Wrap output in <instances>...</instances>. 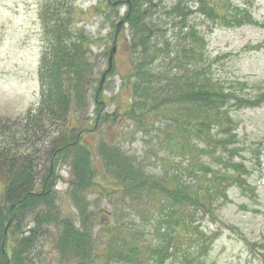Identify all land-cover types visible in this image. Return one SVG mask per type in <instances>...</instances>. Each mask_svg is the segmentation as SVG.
<instances>
[{"label":"trees","instance_id":"1","mask_svg":"<svg viewBox=\"0 0 264 264\" xmlns=\"http://www.w3.org/2000/svg\"><path fill=\"white\" fill-rule=\"evenodd\" d=\"M73 2L41 4L44 47L38 69L39 103L18 118L0 120V264H32L27 256L51 225L61 227L56 249L58 259L67 264H206L215 236L201 227L197 216L212 219L219 200L228 199L229 185H240L253 195L255 187L241 162L219 160L225 166L222 172L203 164L200 157L214 155L216 148L231 158L239 155L230 110L263 106L264 91L244 97L240 93L245 82L225 88L214 79L205 64V37L192 19L196 15L206 25L228 28L256 25L252 7L228 0L191 4L172 0L168 6L163 0L127 1L122 19L132 51L131 81L126 84L128 119L141 127L154 146L186 159L183 165L165 166L166 171L155 176L134 154L127 156L109 142L93 152L80 140L85 132H73L79 126L75 108L79 111L88 101L93 68L89 55L95 43L78 29L80 16ZM152 29L160 39H152ZM95 90L93 124L99 125L104 102ZM159 118L163 129L150 136ZM192 137L202 146L191 143ZM252 146L251 159L259 166L264 143ZM68 162L67 194L76 213L62 218L53 210L56 185L62 180L56 170ZM98 164L113 186L107 195L137 201L141 224L149 223L152 232L138 228L137 233L120 222L110 229L103 227L100 231L105 234L93 237L96 218L88 212L85 198L95 183ZM145 233L156 234L162 242L147 243ZM253 248L262 249L258 244Z\"/></svg>","mask_w":264,"mask_h":264},{"label":"rangeland","instance_id":"2","mask_svg":"<svg viewBox=\"0 0 264 264\" xmlns=\"http://www.w3.org/2000/svg\"><path fill=\"white\" fill-rule=\"evenodd\" d=\"M44 1L0 0V120L18 118L39 103L41 87L38 69L44 47L40 7ZM73 1L80 16L78 29L95 42L90 47L89 55L93 68L91 86L86 93L88 101L79 111L75 108L74 117L79 120V126L73 132H85L80 140L83 144H88L93 152L100 145L109 142L122 149L127 156L134 154L155 176H161L166 171L165 166L175 167L170 164H185L186 159L177 157L162 146H154V142L149 140L141 127L133 119H128L130 90L126 84L131 81L129 76L132 74V51L129 49V29L122 19L128 10V0ZM188 1L191 4L194 0ZM228 1L235 5H250L256 25L231 28L221 24L206 25L203 18L196 15L192 23L205 37V64L209 66L212 77L223 83L225 88L237 81L245 82L240 95L252 98L264 91V0ZM171 3L172 0H163L164 6ZM158 14L160 12L155 13L154 21ZM149 34L154 41L161 37L154 35L153 29ZM113 46L112 65L107 71ZM97 88V94L102 95L104 102L99 125L93 124L96 119L93 114V95ZM230 111L236 122V146L239 155L231 158V155L216 148L214 155L204 154L200 158L212 170L222 172L225 166L219 160L241 162L249 169L248 182L255 187V193L250 194L240 185L231 184L227 191L228 199L219 200L212 219L197 216L196 221L206 232H212L215 236L206 257V264H264V154H261V165L258 166L251 159L253 156L250 152L253 144L264 143V105L256 109ZM160 124L162 118L155 120L150 136L154 131L159 133L163 129ZM190 141L201 145L193 137ZM95 158L101 161L96 154ZM97 167L95 183L85 198L88 212L96 218L93 237L105 234L100 231L103 227L104 230L110 229L120 222L125 224V228H132L137 233L138 228L139 231L144 228L145 232H152L149 223L141 224L137 201L127 196L114 195L113 198L107 195L113 186L108 174L102 171L103 167L99 164ZM227 170L232 172L231 169ZM56 172L62 180L56 185L57 197L53 210L59 211L61 217L66 218L68 212L76 213L67 194L70 188L68 181L71 180L69 162L60 163ZM48 228V232L39 238L27 259L32 264H67L58 259L56 249V237L61 227L51 225ZM145 234L147 243L162 242L156 234ZM253 244L261 246V251H255ZM255 249H258L256 245Z\"/></svg>","mask_w":264,"mask_h":264},{"label":"water","instance_id":"3","mask_svg":"<svg viewBox=\"0 0 264 264\" xmlns=\"http://www.w3.org/2000/svg\"><path fill=\"white\" fill-rule=\"evenodd\" d=\"M119 25H121V23H119ZM113 53H114V46H113V49L111 50V54H110V56L108 58V62L107 63H108L109 66H108L107 71L111 69ZM104 77H105V72L103 73L102 81H103Z\"/></svg>","mask_w":264,"mask_h":264}]
</instances>
